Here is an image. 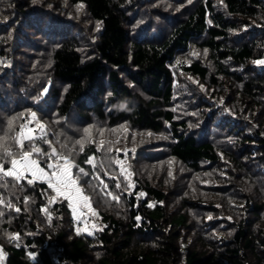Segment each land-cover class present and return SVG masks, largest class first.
Listing matches in <instances>:
<instances>
[{"label": "trees", "instance_id": "1", "mask_svg": "<svg viewBox=\"0 0 264 264\" xmlns=\"http://www.w3.org/2000/svg\"><path fill=\"white\" fill-rule=\"evenodd\" d=\"M256 61L264 0H0V153L39 122L92 209L10 178L4 264H264Z\"/></svg>", "mask_w": 264, "mask_h": 264}, {"label": "snow or ice", "instance_id": "2", "mask_svg": "<svg viewBox=\"0 0 264 264\" xmlns=\"http://www.w3.org/2000/svg\"><path fill=\"white\" fill-rule=\"evenodd\" d=\"M189 2H191V0H189ZM254 63H264V61H256ZM32 116H35V113H33ZM25 127H27V125H25ZM37 128L43 133V125L39 124V122H37ZM34 132L35 129L31 128H28L27 133L22 130L19 134V139L14 141V143H18L19 147L23 149L19 154V158H16L12 151L5 150L0 153V187L6 186V182L10 178L17 182L26 181L27 184L33 186H35L37 182H40L46 184L47 190H51V192L55 194L49 197L50 203L55 202L57 198H62V200L69 201V207H72L73 203L81 207H90V198L83 195V189L78 183L82 177L88 176L89 173L85 171L83 167L71 161L68 155L58 154L54 147L51 148L49 152L42 151L33 141L39 140L43 143L50 142L47 141L43 135H34ZM25 142L27 143V147H25ZM80 151H84L83 147L80 148ZM105 151L111 152L112 149L109 147L105 149ZM34 156L37 158H33ZM39 157H45L46 159L40 160L38 159ZM94 159V156L85 158V163L90 165L93 170L96 168ZM5 161H7L9 165L8 169L4 168ZM116 163L121 165V174H124L126 170L123 168L122 162L117 160ZM41 164H43V166H41ZM73 169H75L79 175H74ZM115 186L119 188L120 184L117 183ZM104 187L107 189V185ZM125 191H127V189H125ZM44 194L47 195V191H45ZM107 194L112 195L110 192ZM140 195L143 196L144 194L140 193ZM113 198L119 199V197L115 196ZM2 202V199H0V203ZM16 210L19 211V209ZM0 215H3V213L0 212ZM209 219H211V217H209ZM16 238L19 239L18 236Z\"/></svg>", "mask_w": 264, "mask_h": 264}, {"label": "rangeland", "instance_id": "3", "mask_svg": "<svg viewBox=\"0 0 264 264\" xmlns=\"http://www.w3.org/2000/svg\"><path fill=\"white\" fill-rule=\"evenodd\" d=\"M31 118L33 119V120H35L36 119V117L35 116H32L31 115ZM27 125V127H25V125H24V130H23V132H25V133H27V130H28V128H31V129H35V132H34V135H36L37 136V134L38 135H40V130H39V128H36V126L34 125V123H33V121H31V122H29V123H27L26 124ZM37 129V130H36ZM37 131H38V133H37ZM46 171H47V169H46ZM19 184H21V182H19ZM21 187H22V185H20ZM72 207L75 209V210H77V216L78 217H80V215H81V213H82V209H86V213L88 212V214H89V211H92V209L90 208V207H81L80 205H78V204H75V203H73L72 204ZM87 228H89V232H91V233H93L94 232V228H91V230H90V227H87ZM4 260H5V255L2 253V252H0V264H4Z\"/></svg>", "mask_w": 264, "mask_h": 264}, {"label": "built area", "instance_id": "4", "mask_svg": "<svg viewBox=\"0 0 264 264\" xmlns=\"http://www.w3.org/2000/svg\"><path fill=\"white\" fill-rule=\"evenodd\" d=\"M14 241V239L11 240V242Z\"/></svg>", "mask_w": 264, "mask_h": 264}]
</instances>
